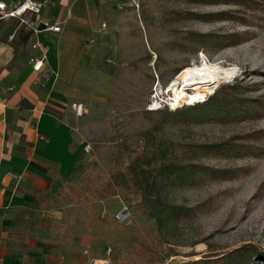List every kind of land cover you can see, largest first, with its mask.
<instances>
[{
	"label": "rangeland",
	"instance_id": "1",
	"mask_svg": "<svg viewBox=\"0 0 264 264\" xmlns=\"http://www.w3.org/2000/svg\"><path fill=\"white\" fill-rule=\"evenodd\" d=\"M111 9L117 25L98 69L66 98L81 149L61 192L73 214L88 215L83 264H182L238 250L264 264V0H114ZM200 61L235 69L196 89L198 102L234 94V115L191 123L176 113L188 105L147 110L153 90ZM186 164L204 169L192 180L164 173ZM110 188L117 194L102 197ZM157 195L190 215L158 220L145 200ZM122 204L125 224L112 219Z\"/></svg>",
	"mask_w": 264,
	"mask_h": 264
},
{
	"label": "crops",
	"instance_id": "2",
	"mask_svg": "<svg viewBox=\"0 0 264 264\" xmlns=\"http://www.w3.org/2000/svg\"><path fill=\"white\" fill-rule=\"evenodd\" d=\"M52 2L41 16L59 24V32L35 38L23 31L10 41L16 21L0 22V264L87 259L88 215L73 214L74 205L61 192L81 149L66 98L77 79L98 69L103 37L117 25L111 18L114 0ZM35 40L40 46L33 49ZM43 54L34 70L33 60Z\"/></svg>",
	"mask_w": 264,
	"mask_h": 264
},
{
	"label": "trees",
	"instance_id": "3",
	"mask_svg": "<svg viewBox=\"0 0 264 264\" xmlns=\"http://www.w3.org/2000/svg\"><path fill=\"white\" fill-rule=\"evenodd\" d=\"M246 3V2H245ZM248 5V3H247ZM250 5V4H249ZM19 37L22 38L20 35L22 34V30L19 31ZM23 35V34H22ZM31 36L29 32H25V37ZM229 92V91H228ZM234 95V94H233ZM232 95V96H233ZM229 94H221L219 90L214 91V94L211 95L207 100L204 102H198L193 105H188L185 108L178 110L176 113L183 116V120L185 122H191V123H198V122H205V121H217L218 119H224L228 116L234 115L233 112L236 110H229L230 105H239L240 100L232 97ZM253 107V106H252ZM255 109L254 107L251 108V110ZM252 114L251 112L249 113ZM222 118H219V117ZM210 149H218L221 145H209ZM203 147V146H199ZM206 147V146H204ZM136 162H134L135 164ZM137 164V163H136ZM133 166L129 167V170H133ZM165 171V175L171 176L176 175L177 179H194L195 175L198 171L204 168L197 164H186V165H168L164 166L163 168ZM154 183L150 184V187H153ZM105 196L102 195V197L106 196H112L117 194L112 188H110L108 191H106ZM147 203L150 205L151 210L154 213V216L157 217L158 220H162V216H171V217H179L182 215H190V209L186 208L184 206H178V205H170L165 203L161 200V198L157 195L154 198H145ZM182 264H249L248 259L246 256V250H238L235 252H230L228 255L218 258V259H212V260H199L195 262L190 263H182Z\"/></svg>",
	"mask_w": 264,
	"mask_h": 264
},
{
	"label": "built area",
	"instance_id": "4",
	"mask_svg": "<svg viewBox=\"0 0 264 264\" xmlns=\"http://www.w3.org/2000/svg\"><path fill=\"white\" fill-rule=\"evenodd\" d=\"M53 4L52 0H11L7 3L4 0H0V22L7 20H15L16 27L9 34L8 39L14 40L18 31L21 29L24 32H29L31 36L35 37L38 33L43 31L59 32L61 27L59 24L51 23L50 20L41 16L42 10ZM120 7V6H119ZM39 42H35L31 45L34 49L39 47ZM45 59V54L41 58L34 59L32 68L39 70ZM10 86L8 90H11ZM166 87L162 91L153 90L150 93L149 101L147 102V110L155 111L167 108L169 110H175L180 105H188L183 102L179 106L173 107L168 100L171 95L165 92ZM15 177V175L10 174ZM132 217L129 207L125 204L119 206L112 214V219L117 223L125 224L130 221Z\"/></svg>",
	"mask_w": 264,
	"mask_h": 264
},
{
	"label": "bare ground",
	"instance_id": "5",
	"mask_svg": "<svg viewBox=\"0 0 264 264\" xmlns=\"http://www.w3.org/2000/svg\"><path fill=\"white\" fill-rule=\"evenodd\" d=\"M235 72L234 68H220L215 64L200 61L185 66L166 85V93L171 97L170 104L175 107L181 102L191 105L201 100V94L196 91L212 82L225 80L229 74ZM191 90V91H190Z\"/></svg>",
	"mask_w": 264,
	"mask_h": 264
}]
</instances>
